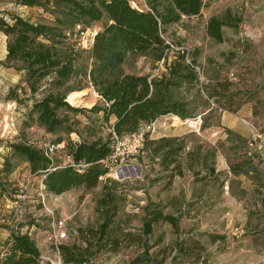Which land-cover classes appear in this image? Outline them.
I'll return each mask as SVG.
<instances>
[{
  "label": "rangeland",
  "instance_id": "374dc122",
  "mask_svg": "<svg viewBox=\"0 0 264 264\" xmlns=\"http://www.w3.org/2000/svg\"><path fill=\"white\" fill-rule=\"evenodd\" d=\"M128 2L137 11H147L143 0ZM228 13L237 22L234 27H224L223 40L216 43L206 35V25L209 19L223 20ZM15 16L33 24L51 21L39 8L0 0V19L11 24ZM102 25L95 23L83 33H77L80 28L76 27L68 36L69 42L81 50L84 35L97 32ZM163 36L171 49L162 63L147 56H130L122 70L127 75L168 77L166 66L173 64L178 54L184 55L186 64H194L193 79L177 82L171 90L173 101L188 105L190 117L158 118L145 142L180 139L177 146H181L178 162L182 176L172 177V166L167 171L160 169V156L149 161L144 145L141 156L130 160L118 176L104 177L93 194L78 189L55 197L43 192L40 178L29 174L27 164L12 154L10 145L21 143L46 151L54 167L71 164L64 142L58 144V140L72 134L88 139L87 128L97 136L109 137L110 124L101 123V113L89 112L94 106L103 107V102L92 88L82 91L72 105L67 98L76 92L67 95V103L84 112H60L59 116L67 119L66 128L54 135L45 134L23 115L24 103L35 99L23 83V72L4 64L6 38L0 33V171L4 157L9 161L8 175L0 177L1 235L6 236L8 228L15 226L22 232H32L43 256L51 248L52 214L55 220L64 222L66 244L80 243L79 229L95 230L100 225L94 198L109 179L118 185L114 222L124 233L141 236L148 207L178 217L179 233L167 224L154 225L146 238L147 261L139 258L142 251L133 246L120 252L103 250L88 264H264V173L258 163L244 155L248 135L244 122L264 134V0H204L199 17H182ZM13 89L17 102L6 99ZM206 151H214V156L204 162ZM227 158L234 162L246 159L248 170L234 174ZM209 166L221 176H208ZM195 244L202 252L189 260L179 248Z\"/></svg>",
  "mask_w": 264,
  "mask_h": 264
},
{
  "label": "trees",
  "instance_id": "16d2710c",
  "mask_svg": "<svg viewBox=\"0 0 264 264\" xmlns=\"http://www.w3.org/2000/svg\"><path fill=\"white\" fill-rule=\"evenodd\" d=\"M14 1L23 7L39 8L51 18L50 22L38 24L18 16L12 17L11 24L0 19V33L6 38L4 64L23 72V83L35 99L32 103H24L23 115H28L45 134L54 135L66 128L67 119L60 117V112H84L83 109L72 108L66 102L67 95L76 92L67 98L72 105L82 91L92 88L103 102V107L94 106L89 112L101 113V123L110 124L111 130L107 138L97 136L93 129L87 128L89 140H81L73 134L66 140L59 139L58 144L64 142V150L71 161V164L62 167H54L46 151L27 144H11L12 154L23 159L29 174L40 178L45 194L57 197L78 189L93 194L108 175L101 161L110 154L111 133L123 138L163 116L172 115L182 120L190 117L188 105L173 101L171 97V90L177 82H187L194 77L195 66L192 62L186 64L183 54H178L173 64L166 66L168 77L127 75L123 73L122 66L130 56H147L154 62L165 59L171 47L163 33L182 17H199L204 0H143L147 7L145 12L131 7L128 0ZM100 22H103L102 28L97 31L88 51L79 50L69 42L68 36L76 27L80 28L77 33H83L86 27ZM236 22L229 13L223 20L211 18L205 33L214 42L221 43L222 29L234 27ZM38 94L39 97L35 98ZM17 98L13 89L6 99L17 102ZM179 140L162 138L145 144L149 161L160 156L158 166L163 171L172 166V177L182 176L178 162L181 151V146H177ZM199 150L200 147L196 150L197 154ZM244 155L257 164L246 151V141ZM213 156L214 151H206L202 161ZM246 159L234 162L227 158L228 166L234 174L245 168L248 170ZM2 164L0 177L9 173L6 157ZM207 172L215 179L221 176L220 173L215 174L211 166ZM196 180H202V177ZM94 202L100 225L95 230L79 229L77 236L80 243L60 247L64 264H88L103 250L120 252L133 246L141 249L139 258L147 261L150 256L146 238L152 234L154 225L167 224L175 234L179 233L178 217L164 214L160 209L150 210L149 207L142 223L141 236L124 233L114 222L118 185L109 179L101 184ZM8 230L6 236L0 234V264H39L40 252L34 233L22 232L16 226ZM179 250L189 260L202 252L197 244L187 248L181 246ZM162 261L160 258L159 262ZM134 262L132 264L139 261Z\"/></svg>",
  "mask_w": 264,
  "mask_h": 264
},
{
  "label": "built area",
  "instance_id": "2783aa9c",
  "mask_svg": "<svg viewBox=\"0 0 264 264\" xmlns=\"http://www.w3.org/2000/svg\"><path fill=\"white\" fill-rule=\"evenodd\" d=\"M96 31L87 32L79 48L83 51H88L93 43ZM171 47V45H170ZM171 49V48H170ZM165 59H162V63ZM248 130L246 140V151L260 166L264 173V134L261 133L255 127L248 125L244 122ZM155 130V123L143 125L138 132L118 138L111 133L110 138V154L101 161L104 169L107 170L109 176H113L116 173L120 174L122 169L127 168V163L143 154L145 142L148 135ZM227 189V187H226ZM51 217V231H50V250L43 256H40L39 264H64L60 255V247L66 244L68 237L65 232L64 222L55 220L53 215Z\"/></svg>",
  "mask_w": 264,
  "mask_h": 264
},
{
  "label": "bare ground",
  "instance_id": "6f19581e",
  "mask_svg": "<svg viewBox=\"0 0 264 264\" xmlns=\"http://www.w3.org/2000/svg\"><path fill=\"white\" fill-rule=\"evenodd\" d=\"M115 175L118 176V173H116Z\"/></svg>",
  "mask_w": 264,
  "mask_h": 264
},
{
  "label": "crops",
  "instance_id": "0c3cea01",
  "mask_svg": "<svg viewBox=\"0 0 264 264\" xmlns=\"http://www.w3.org/2000/svg\"><path fill=\"white\" fill-rule=\"evenodd\" d=\"M222 159V158H221Z\"/></svg>",
  "mask_w": 264,
  "mask_h": 264
},
{
  "label": "water",
  "instance_id": "95a60500",
  "mask_svg": "<svg viewBox=\"0 0 264 264\" xmlns=\"http://www.w3.org/2000/svg\"><path fill=\"white\" fill-rule=\"evenodd\" d=\"M67 102V101H66Z\"/></svg>",
  "mask_w": 264,
  "mask_h": 264
}]
</instances>
